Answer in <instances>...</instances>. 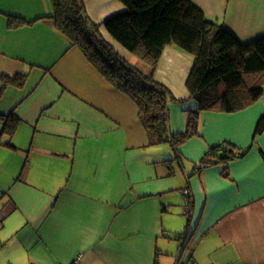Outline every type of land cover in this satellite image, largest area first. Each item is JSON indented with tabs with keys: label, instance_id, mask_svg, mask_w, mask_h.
<instances>
[{
	"label": "crops",
	"instance_id": "obj_1",
	"mask_svg": "<svg viewBox=\"0 0 264 264\" xmlns=\"http://www.w3.org/2000/svg\"><path fill=\"white\" fill-rule=\"evenodd\" d=\"M190 1L243 43L264 36V0ZM84 9L105 42L151 73L101 26L122 3L84 0ZM51 16L50 0H0V95L15 88L0 101V115L14 108L18 119L9 137L0 118V264H71L77 255L81 264H264V131L255 134L264 97L237 112H201L198 133L177 152L167 142L151 144L132 100ZM8 17L20 25L10 28ZM193 63L167 46L155 70L176 100L169 104L173 134L184 132L187 112L197 108L186 89ZM16 76L22 85L4 82ZM61 110L72 118L51 115ZM82 112L97 116L92 127L77 117ZM48 119L61 133L42 129ZM20 128L31 138L27 152L16 144ZM223 143L247 151L226 170H196ZM7 155L13 160L5 167Z\"/></svg>",
	"mask_w": 264,
	"mask_h": 264
},
{
	"label": "trees",
	"instance_id": "obj_2",
	"mask_svg": "<svg viewBox=\"0 0 264 264\" xmlns=\"http://www.w3.org/2000/svg\"><path fill=\"white\" fill-rule=\"evenodd\" d=\"M50 1L54 26L81 49L114 89L132 100L151 144L167 142L177 152L182 142L198 133L201 112H237L263 97L264 36L243 43L223 24L206 17L190 0H117L123 10L101 23L109 36L141 60L151 73H144L125 61L100 37V26L89 20L84 0ZM20 23L17 18L8 17L10 28ZM167 46H174L194 58L186 89L197 108L187 112L186 128L178 134H173L169 127V104L175 99L155 78ZM4 82L22 85L24 77L16 76ZM14 111L13 108L9 114L0 115L6 120L3 132L9 137L18 123ZM263 131L264 114L255 134ZM246 151L225 143L213 146L200 159L196 170L219 164L226 170L229 161L242 157ZM184 235L177 233L173 237L181 241Z\"/></svg>",
	"mask_w": 264,
	"mask_h": 264
},
{
	"label": "rangeland",
	"instance_id": "obj_3",
	"mask_svg": "<svg viewBox=\"0 0 264 264\" xmlns=\"http://www.w3.org/2000/svg\"><path fill=\"white\" fill-rule=\"evenodd\" d=\"M15 88H8L5 92V94L3 93L2 95H0V100L2 103H5L6 101H8L12 95V91L14 90ZM0 90H1V84H0ZM28 93V91L25 92V94ZM3 96V97H2ZM263 97H264V93H263ZM49 115H50V112H49ZM53 117H57V116H61L62 120L65 119V120H70L72 118L71 114L70 113H67V114H64L63 110H61V112H53L51 114ZM77 117L82 121L84 122L85 125H87L88 127H92L93 123L97 121V116L93 113H88V112H82V113H78L76 114ZM36 121V119L34 120ZM43 127L42 129H47L51 132L54 131L57 132V133H61V130L62 128H60V126H58V123L56 121H51L50 119H48V125H43L41 126ZM40 129V126L39 128ZM15 140H16V144L17 146L20 148V149H25V151L27 152L28 150V147L30 146L31 144V138H29V136L27 137V134H24V128H20L18 130V134L17 136L15 137ZM4 156V155H3ZM8 156V159L6 157H4V159L6 160L5 162V167L7 166V161L9 160H13V157L12 156ZM35 158V157H34ZM19 161V160H17ZM19 163V168L17 170V172H19V170L23 167V165L25 164V162H23V157L21 158L20 162ZM52 165H55V164H52ZM41 167L42 168H46L48 169V160H44L42 159V164H41ZM1 172V171H0ZM7 252V251H5ZM4 257V256H3Z\"/></svg>",
	"mask_w": 264,
	"mask_h": 264
},
{
	"label": "built area",
	"instance_id": "obj_4",
	"mask_svg": "<svg viewBox=\"0 0 264 264\" xmlns=\"http://www.w3.org/2000/svg\"><path fill=\"white\" fill-rule=\"evenodd\" d=\"M184 193L186 196L190 194L188 189L184 190ZM182 263L183 261L179 260V262L176 264H182ZM71 264H81V255H77Z\"/></svg>",
	"mask_w": 264,
	"mask_h": 264
}]
</instances>
